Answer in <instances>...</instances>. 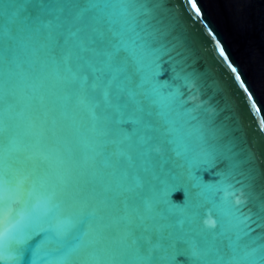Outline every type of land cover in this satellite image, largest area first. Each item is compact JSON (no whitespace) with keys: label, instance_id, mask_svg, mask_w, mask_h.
Instances as JSON below:
<instances>
[{"label":"water","instance_id":"water-1","mask_svg":"<svg viewBox=\"0 0 264 264\" xmlns=\"http://www.w3.org/2000/svg\"><path fill=\"white\" fill-rule=\"evenodd\" d=\"M197 2L205 13L204 19L249 84L261 113L251 110L250 102L246 103L238 94L218 62L214 47L200 37L203 25L191 20L182 0H153L149 5L164 25H175L174 30L161 26L153 45L162 49L157 53L162 55L158 61L161 96L168 97L180 88L185 93L182 99L188 102L181 107L174 101L139 97L145 121L156 130L153 143L158 152L150 157L140 156L132 147L138 139V125L133 121L139 113L129 110L122 118L113 115L109 121L99 123L77 104L70 87L49 81H45L42 107L32 87L34 75L18 78L16 111L23 113L21 132L27 133L22 135V142L27 143L35 130L25 126L27 119L47 112L42 125V148L56 149L62 161L37 160L35 165H29L34 168L31 178L55 174L47 191H55L64 218L76 219L85 212H94L98 227L115 226L116 233L105 229L96 235L100 248L114 246L117 233L129 221L140 224L141 218L150 228H163L165 234H186L195 242H200L204 235L211 239L213 234L206 228L216 217L198 216L197 204L204 197L220 203L223 194L205 191L203 186L216 185L222 179L218 173L229 170L243 182L235 185L240 191L233 199L246 203L238 211L224 206V225L217 223L215 234L227 248L228 236L235 239V235L229 232L219 237V233L228 229L231 219L240 228L244 227L240 220L256 228L252 236L264 235V227H258L264 226V132L259 130V121L264 116V0ZM177 74L180 79L174 78ZM185 83L187 89L181 87ZM150 87L145 85V90ZM224 125L238 138L231 152L226 147L229 138H218V130ZM249 153L251 159L245 162ZM229 211L234 217L228 215ZM142 231L137 229L135 236ZM75 235V231L70 234V243ZM39 239L35 238L31 244L35 246ZM249 242V237L240 241ZM127 243L131 245L132 238ZM0 264L14 262L0 261ZM21 264H31L30 253H25ZM176 264H186L185 258L177 257Z\"/></svg>","mask_w":264,"mask_h":264},{"label":"snow or ice","instance_id":"snow-or-ice-1","mask_svg":"<svg viewBox=\"0 0 264 264\" xmlns=\"http://www.w3.org/2000/svg\"><path fill=\"white\" fill-rule=\"evenodd\" d=\"M182 2L191 20L203 25L200 37L214 47L218 62L238 94L250 102L251 110L261 113L249 84L204 19L197 0ZM150 4L153 0H0V261L21 264L27 252L31 264H176L177 257H184L186 264H264V242H259L264 235L252 236L257 229L244 220L239 221L244 225L240 228L230 219L228 229L219 233V237L229 232L235 235V239L228 236L227 248L215 234L217 223L224 225V206L238 211L246 203L233 199L240 191L235 185L243 182L231 170L218 173L222 179L216 185L203 186L205 191L222 193L220 203L204 197L197 204L198 216L216 217L206 228L213 234L211 239L204 235L195 242L186 234H165L163 228H150L141 218L140 224L129 221L117 233L114 246L105 248L97 246L95 237L105 229L116 233L114 225L98 227L94 212H85L76 219L64 218L55 191H47L55 174L31 178L34 168L29 165L37 160L62 161L56 149L42 148L47 112L27 119L25 126L35 130L27 143L22 142V135L27 133L21 132L23 113L16 108L18 78L26 74L35 77L32 87L42 107L45 81H49L70 87L77 104L99 123L109 121L113 115L122 118L129 110L139 113L133 121L138 125V139L132 147L143 157L158 152L153 143L156 130L145 121L139 97L174 101L181 107L188 102L182 99L185 93L180 88L168 97L161 96L158 61L162 55L157 53L162 49L153 45L161 26L174 30L175 25H164ZM174 78L180 79L178 74ZM147 84L151 87L145 90ZM181 87L187 89L188 85ZM259 130L264 132V116ZM218 133L220 139L229 138L226 147L231 152L238 144L232 129L224 125ZM251 156L249 153L245 162ZM228 215L235 214L229 211ZM137 229L143 230L140 236H135ZM74 231V242L70 243ZM37 237L39 242L33 246L31 241ZM244 237L250 242L241 244ZM129 238L131 245L127 243Z\"/></svg>","mask_w":264,"mask_h":264}]
</instances>
